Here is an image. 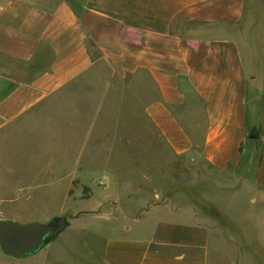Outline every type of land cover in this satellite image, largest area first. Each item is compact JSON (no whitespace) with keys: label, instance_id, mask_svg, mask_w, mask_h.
<instances>
[{"label":"crops","instance_id":"obj_1","mask_svg":"<svg viewBox=\"0 0 264 264\" xmlns=\"http://www.w3.org/2000/svg\"><path fill=\"white\" fill-rule=\"evenodd\" d=\"M141 131L212 172L0 264H264V0H0V188L29 176L56 195L89 179L96 132L125 147ZM38 133L48 155L13 167L8 145Z\"/></svg>","mask_w":264,"mask_h":264},{"label":"rangeland","instance_id":"obj_2","mask_svg":"<svg viewBox=\"0 0 264 264\" xmlns=\"http://www.w3.org/2000/svg\"><path fill=\"white\" fill-rule=\"evenodd\" d=\"M122 134L126 136V140H129L125 142L129 144L125 147L118 144L119 133L96 132L95 145H99H96L97 147L94 145L92 149L93 170L87 173L78 172L82 178L89 179L63 180L62 187L56 191V195L47 194V191L44 193L28 190L35 182H42L29 179V176L15 181H4L5 187L3 185V188H0L3 192L0 193V221L48 224L67 216L70 217L67 218L68 227L62 234L88 235L95 238L103 231H109L103 221L112 224V221L122 217L123 214H131L124 210L130 201L142 205L141 200L149 198L159 188L171 184H175L176 187V183L182 181L180 174L212 172L210 168L197 162L190 164L181 159H172L169 149L152 131L120 133ZM71 135L70 131L63 130L60 143L62 153L73 156L77 147L73 145ZM81 135L82 133H78L79 138ZM108 138L115 139L114 143L97 142ZM50 143L52 142L48 133L25 135L21 143L14 141L6 150L8 156L13 159L12 166L21 168L26 167L28 159L39 153L47 156ZM19 146L21 151L18 149ZM90 151L91 148L89 155ZM71 160L73 161L74 158L72 157ZM75 167L74 163L68 164L63 172L73 173ZM108 217L112 220H108Z\"/></svg>","mask_w":264,"mask_h":264},{"label":"water","instance_id":"obj_3","mask_svg":"<svg viewBox=\"0 0 264 264\" xmlns=\"http://www.w3.org/2000/svg\"><path fill=\"white\" fill-rule=\"evenodd\" d=\"M255 138L254 136L250 137ZM67 218L48 224H22L12 220L0 221V251L12 259H24L37 255L67 227Z\"/></svg>","mask_w":264,"mask_h":264}]
</instances>
